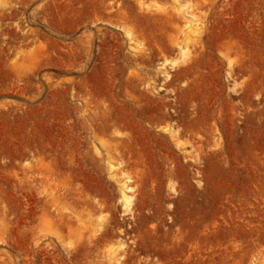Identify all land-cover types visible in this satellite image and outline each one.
Masks as SVG:
<instances>
[{"label":"rangeland","instance_id":"374dc122","mask_svg":"<svg viewBox=\"0 0 264 264\" xmlns=\"http://www.w3.org/2000/svg\"><path fill=\"white\" fill-rule=\"evenodd\" d=\"M0 264H264V0H0Z\"/></svg>","mask_w":264,"mask_h":264},{"label":"bare ground","instance_id":"6f19581e","mask_svg":"<svg viewBox=\"0 0 264 264\" xmlns=\"http://www.w3.org/2000/svg\"><path fill=\"white\" fill-rule=\"evenodd\" d=\"M195 26V25H194ZM194 26H191L190 25V33H192L193 31H195V27ZM197 32V31H196ZM196 34V33H195ZM196 35H198V34H196ZM125 36H127L128 37V33L127 32H125ZM197 38L198 37H196V40H195V42L197 41V42H199V39L197 40ZM194 40H193V38H192V42H193ZM196 42V43H197ZM194 43V42H193ZM121 199L124 201V203L125 204H128L129 203V199H128V197H127V195H126V191H127V187H125V186H123L122 188H121Z\"/></svg>","mask_w":264,"mask_h":264}]
</instances>
